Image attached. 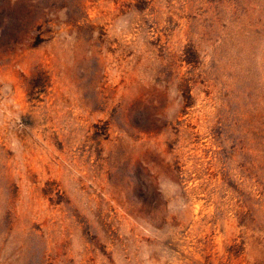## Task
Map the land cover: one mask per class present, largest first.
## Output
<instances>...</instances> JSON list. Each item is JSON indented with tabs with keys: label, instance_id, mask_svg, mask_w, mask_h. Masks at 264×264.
Wrapping results in <instances>:
<instances>
[{
	"label": "rangeland",
	"instance_id": "374dc122",
	"mask_svg": "<svg viewBox=\"0 0 264 264\" xmlns=\"http://www.w3.org/2000/svg\"><path fill=\"white\" fill-rule=\"evenodd\" d=\"M0 264H264V0H0Z\"/></svg>",
	"mask_w": 264,
	"mask_h": 264
}]
</instances>
